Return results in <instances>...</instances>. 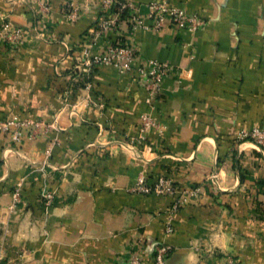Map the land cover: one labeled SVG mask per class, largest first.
Masks as SVG:
<instances>
[{"label":"crops","instance_id":"0c3cea01","mask_svg":"<svg viewBox=\"0 0 264 264\" xmlns=\"http://www.w3.org/2000/svg\"><path fill=\"white\" fill-rule=\"evenodd\" d=\"M152 1L131 0L144 18ZM168 1L204 26L123 23L96 36L100 0H0V25L26 36L16 50L0 43V119L47 131L18 143L0 134V264H154L160 245L171 248L165 264H264V151L237 138L264 129V0ZM114 41L169 67L143 147L130 142L150 111L138 74L89 66L83 53ZM140 174L179 192L129 193ZM195 188L167 233L172 204Z\"/></svg>","mask_w":264,"mask_h":264},{"label":"built area","instance_id":"2783aa9c","mask_svg":"<svg viewBox=\"0 0 264 264\" xmlns=\"http://www.w3.org/2000/svg\"><path fill=\"white\" fill-rule=\"evenodd\" d=\"M104 16L97 23L95 35L118 34L119 27L123 23L133 31L145 30L160 32L166 27L171 29L196 32L204 26V20L197 13L187 12L184 8L170 3L168 0L152 1L148 3L147 15L142 17L138 9L132 5L131 0H100ZM73 15V14H72ZM25 32L12 23L4 22L0 25V43L9 49L16 50L22 47L25 42ZM118 37L116 38V40ZM88 57V65L106 66L116 70L120 74H127L135 71L139 76V83L145 92V105L150 108L149 112L141 115L138 124V135L131 139V143L143 147L147 144L148 134L159 129V123L154 117L152 110L162 90L163 81L168 75L169 67L166 63L150 60L140 62L135 50L119 41H114L110 47L101 53L93 52L90 47L83 50ZM46 133V126L40 120L29 117L11 115L0 119V134L18 143L23 139H36L41 133ZM237 138L241 142H250L264 151V129L253 128L248 131H241ZM127 191L135 195L171 196L179 192L172 179L165 175H159L154 182L150 183L146 177L140 174L127 188ZM199 189L195 188L182 191L179 197L172 204L167 220L166 232L171 233V221L173 214L189 200L195 198ZM14 199L20 198V185L18 184L13 192ZM47 203L51 202L52 195H47ZM171 248L160 245L154 254V264H165ZM130 264H141L140 258L133 255ZM227 264H238L233 257L227 258Z\"/></svg>","mask_w":264,"mask_h":264}]
</instances>
